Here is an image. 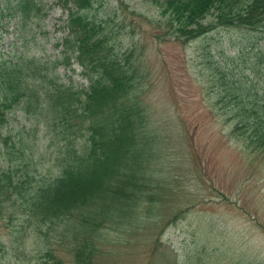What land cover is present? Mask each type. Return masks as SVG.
Segmentation results:
<instances>
[{
    "label": "trees",
    "instance_id": "16d2710c",
    "mask_svg": "<svg viewBox=\"0 0 264 264\" xmlns=\"http://www.w3.org/2000/svg\"><path fill=\"white\" fill-rule=\"evenodd\" d=\"M56 1L67 15L54 55L0 56V152L7 160L0 167V213L22 214L37 233L55 232L52 242L41 246L36 264H109L103 258L122 253L123 234L140 226L142 206L164 198L167 183L159 175L164 159L140 98L144 64L135 48L122 42L110 10L94 13L99 0ZM154 3L158 40L186 43L214 27L264 32V0ZM39 10L37 0H0V38L2 26L30 21ZM72 61L81 68L80 86L57 71ZM232 75L221 72L215 82L224 101L234 99L225 101L231 132L251 151L264 153V108L255 104V98L264 99V88L259 97L255 86ZM16 109L29 122L12 133L8 115ZM40 126L57 147V166L44 175L37 173L42 154H36L34 142ZM18 168L14 179L11 172ZM159 241L156 237L151 258ZM151 258L144 264H153Z\"/></svg>",
    "mask_w": 264,
    "mask_h": 264
},
{
    "label": "rangeland",
    "instance_id": "374dc122",
    "mask_svg": "<svg viewBox=\"0 0 264 264\" xmlns=\"http://www.w3.org/2000/svg\"><path fill=\"white\" fill-rule=\"evenodd\" d=\"M37 1L41 10L32 20L19 25L15 19L2 26V58L55 54L65 34L67 10L56 0ZM154 1L94 3V13L110 10L122 42L140 54L144 64L140 98L148 106L147 128L157 134L156 147L164 159L159 175L167 183L164 198L142 206L140 226L124 232L122 253L103 261L144 264L158 237L153 264H264V153L251 151L231 132L232 113L225 101L232 100L225 97L224 101L215 84L221 72L233 74L234 81L255 86L260 97L264 32L214 27L186 43L158 40L153 37L158 30ZM57 71L62 80L84 84L74 61L60 64ZM258 99L255 104L261 110L264 99ZM19 112L8 115L7 131L28 127L25 114ZM35 136L36 154H42L37 173L44 175L57 166V147L45 127H38ZM6 162L0 152V167ZM19 173V168L11 172L14 179ZM179 209H185L181 217L168 222ZM54 235L37 233L22 214L7 218L1 212L0 264H36L41 246L51 243Z\"/></svg>",
    "mask_w": 264,
    "mask_h": 264
}]
</instances>
